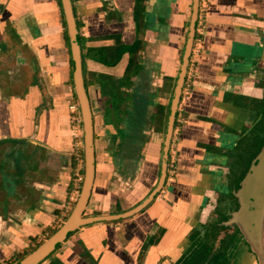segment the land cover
Wrapping results in <instances>:
<instances>
[{
    "label": "crops",
    "instance_id": "0c3cea01",
    "mask_svg": "<svg viewBox=\"0 0 264 264\" xmlns=\"http://www.w3.org/2000/svg\"><path fill=\"white\" fill-rule=\"evenodd\" d=\"M72 1L95 132L86 214L119 215L160 182L193 0H141L139 11L138 0ZM207 2L204 51L162 191L133 218L79 229L41 264H258L240 235L220 260L206 253V225L230 190L232 156L264 114V0ZM137 43L116 66L98 60ZM73 91L61 0H0V177L10 178L0 184V264L34 251L76 204L84 170L71 151Z\"/></svg>",
    "mask_w": 264,
    "mask_h": 264
},
{
    "label": "water",
    "instance_id": "95a60500",
    "mask_svg": "<svg viewBox=\"0 0 264 264\" xmlns=\"http://www.w3.org/2000/svg\"><path fill=\"white\" fill-rule=\"evenodd\" d=\"M200 2L201 0H193L192 18L168 120L162 176L157 188L145 202L129 212L119 215L88 217L86 211L92 196L96 173L94 120L90 98L84 80L82 50L79 30L73 9V1L61 0L72 54L74 91L80 106L82 118L84 180L78 200L64 224L46 241L16 264H41L79 229L96 223H112L133 218L148 208L160 194L167 178L171 144L196 37ZM256 162L257 163L253 164V167L242 184V189L237 195L241 201V210L234 216L231 224L240 228L243 235L246 237V242L250 244L258 256L263 259L262 264H264V149Z\"/></svg>",
    "mask_w": 264,
    "mask_h": 264
},
{
    "label": "flooded vegetation",
    "instance_id": "af4514ba",
    "mask_svg": "<svg viewBox=\"0 0 264 264\" xmlns=\"http://www.w3.org/2000/svg\"><path fill=\"white\" fill-rule=\"evenodd\" d=\"M255 140L260 142L261 148L259 146L258 152L252 161L243 158L244 162H242V159H240L241 156L239 155L240 153L238 155L232 156V163H230L231 168L227 175L229 177L228 181L230 190L228 193L220 194V199L215 209L211 213L208 223L206 225V227L208 228V241L206 242V253L213 252V254H217L216 256H218L219 254L221 255L223 251H226L231 247L234 240L240 235L242 236L250 252L256 257L258 264H262L263 259H261L258 254L253 250L252 246L246 242V237L243 235L240 228H238L234 224H231L232 220L234 219V216L238 214L241 210V201L237 195L242 189V184L244 183L251 168L253 167V164L257 163L256 161L260 157V154L264 149V114L261 117V121L259 122L257 127L253 130L250 139H248L245 144H251ZM236 173H238V175H236ZM228 230H231V233L228 232ZM212 249H215L217 251L211 252ZM213 256L215 257V255ZM219 256L217 260H220ZM213 260L216 261V257L212 258V261Z\"/></svg>",
    "mask_w": 264,
    "mask_h": 264
},
{
    "label": "built area",
    "instance_id": "2783aa9c",
    "mask_svg": "<svg viewBox=\"0 0 264 264\" xmlns=\"http://www.w3.org/2000/svg\"><path fill=\"white\" fill-rule=\"evenodd\" d=\"M207 4H208L207 0H201L200 2L199 17H198L197 28H196V37L194 40L193 51H192V55H191L190 63L188 67L186 84L183 89V94H182L183 98H187L191 95L192 81L195 80L197 67L200 63V59L204 51L205 40H206V35H207V28H206V20H207L206 17H207V10H208ZM72 93L74 95V91ZM70 111L72 114L75 115L73 119L78 123L77 130H78L79 135H77V137L79 136V140L82 144L81 153L78 155V162L80 163L81 169L84 170L83 127H82L80 106H79L78 101L73 102L70 105ZM182 122H183V119L177 117L178 126H180ZM176 142H177V138L173 139L171 147L175 146ZM176 165H177L176 160L173 159L169 167V172L171 175H176V168H177ZM83 180H84V173L80 172V170L77 171L76 177H75V184L79 188V192L77 194L78 197L81 191Z\"/></svg>",
    "mask_w": 264,
    "mask_h": 264
},
{
    "label": "rangeland",
    "instance_id": "374dc122",
    "mask_svg": "<svg viewBox=\"0 0 264 264\" xmlns=\"http://www.w3.org/2000/svg\"><path fill=\"white\" fill-rule=\"evenodd\" d=\"M76 101H77V99H76V97H74L73 102H76ZM71 117H72V119H71V130L73 132V138H72L73 145L71 147V151H72L73 155H77V157H78V155L81 153L82 144H81V142L79 140V136L77 137V135H79V133H78V130H77L78 123L73 119L75 117V115L72 114ZM259 146L261 148L260 142L257 141V140H255L253 143L248 144V145H246L244 143L243 146H241V148H240V149H242V153L240 152V154H239L241 156L240 159H242V162H244L243 158H246L247 160H249V161L251 160L252 161L254 159V157L256 156L257 152H258ZM83 148H84V142H83ZM83 151H84V149H83ZM5 153L6 154H4V158L6 156H8L11 152H5ZM4 160H6V159H4ZM5 163H6V168L8 169L10 163L7 162V161H5ZM236 175H238V173H236ZM6 181H10V178L9 177H6V178L2 177V179H1V177H0V184L5 185ZM77 200H78V198H77ZM77 200H76V202H77ZM39 245H36V247H38ZM30 253L31 252H27V253L23 254V256L19 257L15 261H13L12 263L8 262L7 264H16V262L18 263L19 261H21L24 257H26Z\"/></svg>",
    "mask_w": 264,
    "mask_h": 264
},
{
    "label": "trees",
    "instance_id": "16d2710c",
    "mask_svg": "<svg viewBox=\"0 0 264 264\" xmlns=\"http://www.w3.org/2000/svg\"><path fill=\"white\" fill-rule=\"evenodd\" d=\"M140 2L141 0H138L137 3V8H138V11H139V7H140ZM139 46H140V43H137L136 45H134L133 47H130V48H120L117 50V55L115 56L114 58V62L110 63L108 61H106L105 59L107 58L105 56V59H98L100 62H103L104 64L108 65V66H116L119 61L121 60L122 56L126 53H130V54H137L139 52ZM138 65V61H137V58H132L130 60V63H129V68H128V71H127V74L130 75L131 74V70L133 68H136ZM149 247V245H147Z\"/></svg>",
    "mask_w": 264,
    "mask_h": 264
}]
</instances>
